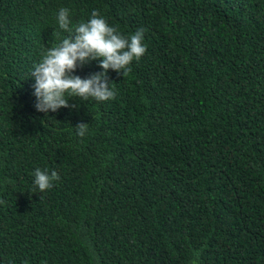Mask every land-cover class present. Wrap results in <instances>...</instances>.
Returning <instances> with one entry per match:
<instances>
[{"label":"trees","instance_id":"1","mask_svg":"<svg viewBox=\"0 0 264 264\" xmlns=\"http://www.w3.org/2000/svg\"><path fill=\"white\" fill-rule=\"evenodd\" d=\"M61 7L146 51L114 99L44 114ZM0 264H264V0H0Z\"/></svg>","mask_w":264,"mask_h":264},{"label":"clouds","instance_id":"2","mask_svg":"<svg viewBox=\"0 0 264 264\" xmlns=\"http://www.w3.org/2000/svg\"><path fill=\"white\" fill-rule=\"evenodd\" d=\"M58 26L69 35L54 47L46 48L38 64L33 66L30 75L34 78V107L37 112L47 114L62 113L72 107L76 99L87 100L89 97L104 102L115 98L116 92L108 78L111 69L117 75H127L129 65L139 60L146 51L143 41V30L124 35L115 26H110L97 10H93L90 18L72 25L69 9L61 7L56 15ZM98 60L101 71L84 74L81 78L71 73L77 67L89 61ZM77 135L83 137L87 124H79ZM33 184L40 192L52 187L53 181L59 179L55 167L34 168Z\"/></svg>","mask_w":264,"mask_h":264}]
</instances>
